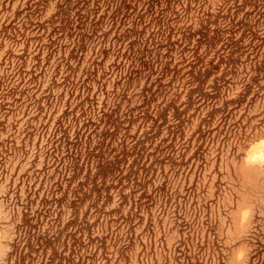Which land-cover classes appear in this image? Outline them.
<instances>
[{"label": "trees", "instance_id": "trees-1", "mask_svg": "<svg viewBox=\"0 0 264 264\" xmlns=\"http://www.w3.org/2000/svg\"><path fill=\"white\" fill-rule=\"evenodd\" d=\"M49 1L29 0L0 30L10 40L26 41L14 64L10 55V75L0 81V134L14 109L26 105V114L31 113L21 145L8 138L0 153L27 155L26 144L34 135L46 138L52 129L46 155L65 168L77 233L81 238L87 230L91 240L100 242L97 250L106 251L107 236L93 237L91 230L120 212L128 198L124 188L132 184L133 196L140 175L147 179L166 161L176 165L177 140L182 150L195 138L193 156L201 157L216 114L221 113L219 126L229 131L234 109L252 90L251 101L259 96L264 88V0H227L218 12L208 0H57L56 12L42 21ZM31 40L36 53L28 70ZM114 74V89L107 91ZM241 75L243 91L236 100H225ZM46 78L51 82L38 95ZM197 116L200 122L183 142ZM117 196L119 207L108 210ZM136 203L133 197L131 209Z\"/></svg>", "mask_w": 264, "mask_h": 264}, {"label": "rangeland", "instance_id": "rangeland-1", "mask_svg": "<svg viewBox=\"0 0 264 264\" xmlns=\"http://www.w3.org/2000/svg\"><path fill=\"white\" fill-rule=\"evenodd\" d=\"M28 1L0 0V30ZM225 1L208 0V5L218 12ZM56 2H48L42 21L56 12ZM25 46V40L16 42L0 35V81L10 75V55L14 64V56L23 54ZM34 49L31 40L28 70L35 63ZM108 79L106 90L111 91L116 74ZM43 81L38 95L51 82L49 78ZM97 89L95 85L93 92ZM242 91L241 75L225 100H236ZM254 92L234 109V119L227 123L232 126L229 131L219 126L221 113L216 114L201 157L193 156L195 138L182 150L177 140L172 155L176 165L166 161L147 179L140 175L138 182L143 186L135 185L133 196L132 184L124 188L128 198L120 212L114 211L110 222L107 216L91 230L93 237L107 236L106 251L97 250L100 242L91 240L87 230L81 238L77 233L74 195L72 187L68 189L65 168L46 155L52 129L46 138L34 135L31 144H26L27 155L23 151L0 153V264H264V88L251 101ZM26 111L24 105L10 113L7 129L0 134V149L8 138L21 145L31 115ZM199 122L198 116L193 118L183 142ZM133 197L137 203L131 209ZM119 203L117 196L108 210H116ZM85 209L81 208V215Z\"/></svg>", "mask_w": 264, "mask_h": 264}]
</instances>
